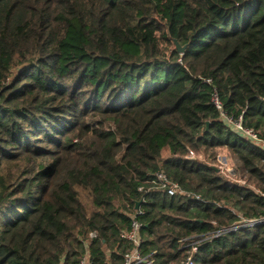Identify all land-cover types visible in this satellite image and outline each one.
I'll return each mask as SVG.
<instances>
[{
	"label": "trees",
	"instance_id": "trees-1",
	"mask_svg": "<svg viewBox=\"0 0 264 264\" xmlns=\"http://www.w3.org/2000/svg\"><path fill=\"white\" fill-rule=\"evenodd\" d=\"M263 142L264 0H0V264H264Z\"/></svg>",
	"mask_w": 264,
	"mask_h": 264
},
{
	"label": "built area",
	"instance_id": "built-area-1",
	"mask_svg": "<svg viewBox=\"0 0 264 264\" xmlns=\"http://www.w3.org/2000/svg\"><path fill=\"white\" fill-rule=\"evenodd\" d=\"M211 100L213 105L216 107V109L219 110L220 117L227 126H229L235 132H239L242 136L250 139L254 143L256 144L259 143L260 140L258 139L257 134L252 130L244 127L241 117L234 119L223 112L222 104L216 92L213 93ZM263 147H264V142H263ZM188 157L192 158L193 152H189ZM229 169H225V171H222V169L220 170L225 174H227L229 177H233L232 180H234L237 184L240 185L246 184V180H247L246 176L240 172L236 164H233V167ZM155 178L157 179V182L161 185V188L165 189L168 196L172 197L180 192L179 186L176 183H171L168 180L167 176L162 171L157 172L155 174ZM262 222L263 221H250L248 223H245L243 226L241 225L240 227H252ZM141 227H142L141 223L136 218L132 217L129 228L120 234L121 240H123L129 245V248L122 255V264L152 263L151 261L147 260L146 257L141 255V246L143 242ZM89 237L95 239L96 234L91 232L89 234ZM194 250L195 249L192 248V252ZM80 264H89V259L87 254L81 259ZM182 264H194L192 257L191 256L187 257V259Z\"/></svg>",
	"mask_w": 264,
	"mask_h": 264
},
{
	"label": "rangeland",
	"instance_id": "rangeland-1",
	"mask_svg": "<svg viewBox=\"0 0 264 264\" xmlns=\"http://www.w3.org/2000/svg\"><path fill=\"white\" fill-rule=\"evenodd\" d=\"M195 156H197V155H195ZM201 159H204L205 162H207V163H209L211 161L207 158H201ZM214 163H215L216 167L219 170L222 169V171H225V169L232 168L233 164H235V162L230 158L228 152L225 149L216 150V156H215ZM224 166H226V167H224ZM230 179L232 180L233 177H231Z\"/></svg>",
	"mask_w": 264,
	"mask_h": 264
},
{
	"label": "water",
	"instance_id": "water-1",
	"mask_svg": "<svg viewBox=\"0 0 264 264\" xmlns=\"http://www.w3.org/2000/svg\"><path fill=\"white\" fill-rule=\"evenodd\" d=\"M174 47L177 50V52L182 53L184 51V47H181L176 40L173 41ZM140 202L136 203V207L139 205Z\"/></svg>",
	"mask_w": 264,
	"mask_h": 264
}]
</instances>
